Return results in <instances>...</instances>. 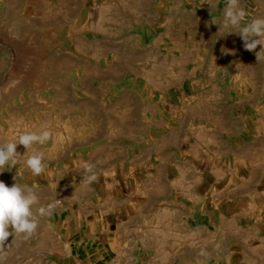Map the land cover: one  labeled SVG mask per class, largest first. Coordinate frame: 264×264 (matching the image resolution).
I'll return each mask as SVG.
<instances>
[{"label": "rangeland", "instance_id": "rangeland-1", "mask_svg": "<svg viewBox=\"0 0 264 264\" xmlns=\"http://www.w3.org/2000/svg\"><path fill=\"white\" fill-rule=\"evenodd\" d=\"M110 4L0 0V142L12 138L10 129L53 133L35 146L44 153V173L33 176L23 166L26 149L18 145L21 163L0 173V180L32 187L38 196L34 212L56 205L39 217L31 238L9 236L4 264H64L65 229L73 235L87 229L94 235L181 232L161 225L158 207L160 200L182 199L216 207L215 264H264V59L243 66L247 80L241 88L248 97L234 113L225 109L226 99L212 98L210 106L186 114L181 98L139 97L143 81L125 79L107 92L89 80L100 76L105 44L112 47L103 40L111 34L95 32L100 13L111 19L102 8ZM256 4L249 3L246 23L255 11L264 17V2ZM115 36L116 53L133 63L134 51L120 49L127 47L128 34ZM136 56L142 58L139 51ZM211 106L219 112L201 111ZM235 117L243 121L241 129ZM118 119L135 126L119 131L125 140L135 137L130 158L122 143L111 141L115 131L108 126ZM85 165L93 166L92 173ZM93 173L97 179L88 183ZM143 202L157 208L142 209Z\"/></svg>", "mask_w": 264, "mask_h": 264}, {"label": "crops", "instance_id": "crops-1", "mask_svg": "<svg viewBox=\"0 0 264 264\" xmlns=\"http://www.w3.org/2000/svg\"><path fill=\"white\" fill-rule=\"evenodd\" d=\"M110 1V5L102 8L112 13L111 19L100 13L95 32L111 34L110 38L103 36V40L112 47L105 44L102 55L105 63L100 67V76L89 81L102 85L107 92L125 79L135 83L143 81L142 89H136L139 97L181 98L186 102L182 106L186 114H196L200 106H210L212 98H218L219 102L226 99L225 109L229 113L245 106L241 103L248 97V90L241 86L247 80V72L242 68L249 59L257 58L255 52L245 50L239 35L225 34L228 29L212 23L222 20L226 0ZM250 2L262 7L264 0H241L246 12ZM126 33L127 47H117L134 51L133 63L124 62L119 52L116 53L115 35ZM136 51L142 58H137ZM256 51H260V46ZM235 82L240 88L233 86ZM116 110L111 108L112 114H116ZM201 111L219 112L214 106ZM190 121L195 123L197 118ZM234 122L236 127L242 128L241 119L235 117ZM124 128L135 129V126L129 123L126 127L119 119L108 126L109 130L115 131L111 133L114 136L111 141L117 147L122 143L121 147L130 158V150L136 141L135 137L120 138L119 131ZM142 139L146 144V139ZM114 147L113 152L120 150ZM191 173H194L193 168ZM146 206L157 208L156 204L141 203L142 209ZM158 210L161 225L175 226L182 231L94 235L87 229L85 233L73 235L65 229L62 235L64 264H215L217 240L212 226L216 220V207L213 203L183 199L163 203L160 200Z\"/></svg>", "mask_w": 264, "mask_h": 264}, {"label": "clouds", "instance_id": "clouds-1", "mask_svg": "<svg viewBox=\"0 0 264 264\" xmlns=\"http://www.w3.org/2000/svg\"><path fill=\"white\" fill-rule=\"evenodd\" d=\"M248 13L241 6V0H226L223 17L220 22L212 23L228 29L225 34L235 33L244 42L247 51L255 52L257 61L264 59V17H253L244 23ZM260 46V51H256ZM18 82V81H17ZM11 139L0 142V173L20 164L17 146L22 145L26 152L23 166L33 176H39L46 170L45 157L42 151L36 149V145L43 146L53 139V133L48 128L39 131L10 129ZM32 149L31 154L28 150ZM92 165H85V171L92 173ZM14 179L17 180L15 177ZM97 179L93 173L86 180L91 183ZM38 204V196L32 187L22 185L18 181L9 187L0 180V264H4L6 258L5 241L10 235H23L24 239L31 238L39 226V217L48 216L56 207L49 204L47 207H38L35 212L34 206ZM11 229V231H9ZM203 254V253H202Z\"/></svg>", "mask_w": 264, "mask_h": 264}]
</instances>
